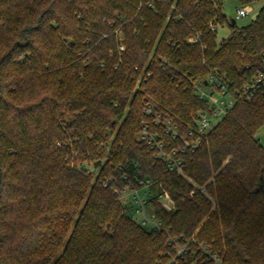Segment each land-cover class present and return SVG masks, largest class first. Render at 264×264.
Wrapping results in <instances>:
<instances>
[{"label":"trees","instance_id":"1","mask_svg":"<svg viewBox=\"0 0 264 264\" xmlns=\"http://www.w3.org/2000/svg\"><path fill=\"white\" fill-rule=\"evenodd\" d=\"M222 2L0 0L1 263L162 264L168 237L183 235L195 240L176 264H264V83L178 153L184 175L139 137L146 125L165 150L191 140V116L207 106L193 82L223 75L241 89L263 67L264 3L218 41ZM124 174L152 181L160 230L119 199Z\"/></svg>","mask_w":264,"mask_h":264},{"label":"built area","instance_id":"2","mask_svg":"<svg viewBox=\"0 0 264 264\" xmlns=\"http://www.w3.org/2000/svg\"><path fill=\"white\" fill-rule=\"evenodd\" d=\"M252 11V7L249 4H242L236 7L234 20L239 19L245 15H248ZM188 40L193 42L196 40V36H189ZM206 83L193 82L192 86L194 91L207 102V106L200 108L195 114H192L193 127L187 129V135L191 136V140L188 137H182V143L177 147H173L170 150H165L164 140L157 134L148 130L144 125L141 129L139 137L143 139L150 147L156 149V154L165 160L166 166L170 171L184 175L183 161L178 156V153L185 148H194L199 145L201 141L207 136L209 130L215 125L230 109L233 105L236 97H243L249 99L254 90L262 83H264V58L263 67L253 76V78L247 82L241 89H230L229 83L225 80L223 75L210 74L204 80ZM144 110L150 113L154 117V123L160 124L164 127V131L172 138L179 137V131L177 125L168 118H162L151 105H147ZM124 179H127V175H122ZM105 182H111L112 179L105 178ZM152 181L148 178L136 177V182L129 179L123 181L120 186H113L119 199L125 205L130 208L133 218L142 226L148 229L160 230L162 228L160 220L149 210L148 198L151 195L150 185ZM158 196L164 201L167 206H171L172 202L166 192L158 194ZM168 242L172 246L174 253L173 259L176 260L179 256L184 255L188 251V244L190 241H194V237H184L183 235H170ZM199 248L214 261H218L220 258L216 252H213L209 245L204 242H198ZM193 252V251H192ZM173 261L166 264H172Z\"/></svg>","mask_w":264,"mask_h":264},{"label":"rangeland","instance_id":"3","mask_svg":"<svg viewBox=\"0 0 264 264\" xmlns=\"http://www.w3.org/2000/svg\"><path fill=\"white\" fill-rule=\"evenodd\" d=\"M223 6L222 10L224 14L227 17V21H225L222 24H216L215 27L217 29V40L220 41L222 38H224L229 32H230V25L229 22H231L232 19L235 17L236 7L238 6L237 2L235 0H223ZM264 3V0L261 1H254L249 3V5L252 7V11L239 19H236L235 22L237 25H244L249 23L258 12V9L260 6ZM255 136L257 139L264 144V124L256 131ZM174 253H170L168 255V262L174 261V264H176V260L173 259ZM164 258L162 259V261ZM167 261H164L162 264H166Z\"/></svg>","mask_w":264,"mask_h":264},{"label":"water","instance_id":"4","mask_svg":"<svg viewBox=\"0 0 264 264\" xmlns=\"http://www.w3.org/2000/svg\"><path fill=\"white\" fill-rule=\"evenodd\" d=\"M232 22L234 23L235 20L233 19ZM204 83H206V81H204ZM0 182H1V168H0ZM0 264H3V263L0 262Z\"/></svg>","mask_w":264,"mask_h":264}]
</instances>
